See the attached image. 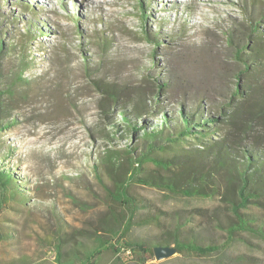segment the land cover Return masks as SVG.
<instances>
[{"label": "rangeland", "instance_id": "obj_1", "mask_svg": "<svg viewBox=\"0 0 264 264\" xmlns=\"http://www.w3.org/2000/svg\"><path fill=\"white\" fill-rule=\"evenodd\" d=\"M259 8L252 0H0L3 36L14 46L0 56V167L10 169L27 196L22 211L13 201L2 207L0 223L16 237L0 244V264H16L17 257L22 264H59L60 239L66 256L75 257L97 234L161 235L155 225L125 229L117 220L126 221L129 204L110 193L102 152L105 143L127 146L117 135L114 143L105 136L109 119H121L119 107L104 104L107 88H118L121 101L146 102L143 113L153 122L184 102L202 98L210 108L228 102L237 86L260 81L261 72L247 71L237 52L262 44L250 22L254 16L264 34ZM27 25L34 37L20 34ZM129 191L140 199L136 219L155 207L194 213L197 222L211 220L213 208L227 210L219 198H189L139 182ZM4 194L0 182V200ZM254 210L264 214V204ZM214 234L220 241L227 236ZM100 264L140 263L130 251L106 245ZM145 264H264V236L242 232L209 255L177 252L161 261L153 255Z\"/></svg>", "mask_w": 264, "mask_h": 264}, {"label": "trees", "instance_id": "obj_2", "mask_svg": "<svg viewBox=\"0 0 264 264\" xmlns=\"http://www.w3.org/2000/svg\"><path fill=\"white\" fill-rule=\"evenodd\" d=\"M263 1L252 0V3L260 6V14L264 16ZM250 22L262 44L252 45L249 54L243 53L244 48L237 52L247 71L261 72L260 81L249 88L237 86L228 102H221L215 108H210L202 98L193 105L184 102L181 108L166 111L159 122H153L143 113L148 106L146 102L127 100L126 96L121 101L118 88H107L111 95L104 104L109 106L113 102L119 107L121 119L116 116L109 119L111 127L103 129L105 136L114 143L117 135L127 146L114 148L105 143L102 152L103 165L114 183L110 193L115 199L121 196L129 204L130 214L126 221L124 218L117 220L125 229L139 223L155 225L162 233L153 240L116 239L109 233L104 239L102 234H97L95 243L84 245L75 257L66 256L60 239L55 247L56 262L100 264L108 245L114 253L120 247L130 251L140 264H145L153 257L156 245H174L181 253L209 255L221 251L228 240L242 232L264 236V214L254 210L264 204V34L259 33L254 16L250 17ZM2 27L0 23V56L3 51L14 49L10 38V43L6 44L3 35H7L8 30ZM32 31L27 25L25 32L20 34L34 37ZM248 45L249 40L243 47ZM125 150L132 158L128 170L123 168L122 162ZM98 178L103 180L101 176ZM0 182L5 190L0 200V215L3 205L13 207L10 201L16 202L13 209L22 211L27 196L9 168L0 167ZM133 182L189 198H219L227 210L221 212L213 208L211 220L197 222L194 213L180 209L166 212L155 207L141 212L136 219L140 199L129 191ZM167 213L171 215L166 217ZM220 230L227 232L221 241L214 234ZM10 237L15 239L16 232L0 223V244L13 243L8 241ZM22 259L17 257L14 261L22 264Z\"/></svg>", "mask_w": 264, "mask_h": 264}, {"label": "water", "instance_id": "obj_3", "mask_svg": "<svg viewBox=\"0 0 264 264\" xmlns=\"http://www.w3.org/2000/svg\"><path fill=\"white\" fill-rule=\"evenodd\" d=\"M153 250L156 259L159 261L170 258L178 252L174 245H156Z\"/></svg>", "mask_w": 264, "mask_h": 264}, {"label": "bare ground", "instance_id": "obj_4", "mask_svg": "<svg viewBox=\"0 0 264 264\" xmlns=\"http://www.w3.org/2000/svg\"><path fill=\"white\" fill-rule=\"evenodd\" d=\"M42 2H45L46 0H41Z\"/></svg>", "mask_w": 264, "mask_h": 264}]
</instances>
